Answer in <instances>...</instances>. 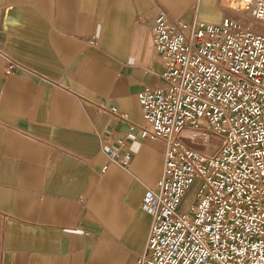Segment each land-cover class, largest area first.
Here are the masks:
<instances>
[{"label": "crops", "instance_id": "obj_1", "mask_svg": "<svg viewBox=\"0 0 264 264\" xmlns=\"http://www.w3.org/2000/svg\"><path fill=\"white\" fill-rule=\"evenodd\" d=\"M205 1L0 0V264L137 263L164 144L130 140L128 168L107 149L145 124L138 94L162 84L159 10L186 22L232 15Z\"/></svg>", "mask_w": 264, "mask_h": 264}, {"label": "built area", "instance_id": "obj_2", "mask_svg": "<svg viewBox=\"0 0 264 264\" xmlns=\"http://www.w3.org/2000/svg\"><path fill=\"white\" fill-rule=\"evenodd\" d=\"M234 1L264 24V0ZM153 28L162 84L138 94L145 124L107 149L128 168L130 140L164 144V170L142 202L153 220L136 264H264V30L231 16L186 22L163 8ZM196 135L215 138L216 149L192 147Z\"/></svg>", "mask_w": 264, "mask_h": 264}, {"label": "rangeland", "instance_id": "obj_3", "mask_svg": "<svg viewBox=\"0 0 264 264\" xmlns=\"http://www.w3.org/2000/svg\"><path fill=\"white\" fill-rule=\"evenodd\" d=\"M204 2H206L204 0ZM229 11L232 12L231 18L236 19L237 21L241 22L242 24H251L255 25L258 28L264 30V24L252 20V18L249 16L247 12L241 11V10H232L228 8ZM214 135V134H213ZM186 141V140H185ZM187 142L194 148H198L208 154H211L216 149V140L215 138L211 139H203L200 136L196 135V137L193 140H187ZM192 191L189 192V194L186 196L184 203L187 202L192 197Z\"/></svg>", "mask_w": 264, "mask_h": 264}, {"label": "bare ground", "instance_id": "obj_4", "mask_svg": "<svg viewBox=\"0 0 264 264\" xmlns=\"http://www.w3.org/2000/svg\"><path fill=\"white\" fill-rule=\"evenodd\" d=\"M225 4L229 5L232 10H238V6L234 0H223Z\"/></svg>", "mask_w": 264, "mask_h": 264}]
</instances>
